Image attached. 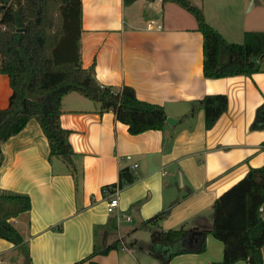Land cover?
Returning a JSON list of instances; mask_svg holds the SVG:
<instances>
[{"label":"crops","instance_id":"obj_1","mask_svg":"<svg viewBox=\"0 0 264 264\" xmlns=\"http://www.w3.org/2000/svg\"><path fill=\"white\" fill-rule=\"evenodd\" d=\"M188 1L229 44H242L247 32H264V0ZM80 4L81 67L94 64L101 86L130 87L137 99L163 107L173 122L130 135L112 112L101 114L97 104L70 93L62 98L60 126L69 133L77 186L65 164L50 157L32 118L1 145L0 192L30 199V210L13 220L28 264H89L92 254L90 261L98 264H162L150 254L152 231L209 230L214 201L250 169L264 167V127L250 128L255 120L264 122V61L249 77L208 79L202 74V35L178 5ZM10 95L8 78L0 74V109ZM207 95L227 98L226 111L209 130L195 104ZM133 166L136 180L119 190L118 208L108 214L102 188L117 182L120 168ZM160 212L157 228H140ZM117 216L130 220L117 222ZM260 216L264 221V205ZM111 245L116 247L100 253ZM261 253L264 264V247ZM222 258V243L207 234L203 253L177 255L168 264H220ZM24 259L19 247L0 239V264H26Z\"/></svg>","mask_w":264,"mask_h":264},{"label":"trees","instance_id":"obj_2","mask_svg":"<svg viewBox=\"0 0 264 264\" xmlns=\"http://www.w3.org/2000/svg\"><path fill=\"white\" fill-rule=\"evenodd\" d=\"M136 0H123L129 5ZM154 2L156 0H145ZM174 3L190 13L202 35V74L208 79L251 76L261 69L264 61V32H247L242 44H229L204 21L200 9L188 0H160ZM75 9L72 50L68 41ZM80 0H0V74L6 75L11 90L8 106L0 109L1 145L17 135L30 119H36L45 136L50 157L65 164L76 186L78 173L68 131L60 126L62 98L77 93L97 104L99 112H112L117 121L127 126L130 135L146 131H161L167 115L163 107L137 99L134 90L101 86L95 78L92 64L87 69L80 65L77 50V31ZM74 54V57H70ZM62 56L65 60H62ZM204 114V127L211 129L227 109L224 95H207L195 103ZM193 108L189 114H193ZM264 127L255 120L251 129ZM136 180L134 172L120 168L118 180L102 188L104 198L114 190H121ZM264 205V167L250 169L236 184L222 193L212 206V226L209 230L162 231L150 234V254L168 264L177 255L201 254L205 250V236L210 234L223 245L220 264H263L264 221L260 208ZM27 195L0 192V239L19 247L26 264L30 262L24 240L13 225V220L30 210ZM160 212L144 221L140 228L156 227L163 219ZM111 245L101 251L106 254ZM169 248L164 255L159 249ZM157 250V251H156ZM93 254L86 261H90ZM78 264V263H76Z\"/></svg>","mask_w":264,"mask_h":264},{"label":"built area","instance_id":"obj_3","mask_svg":"<svg viewBox=\"0 0 264 264\" xmlns=\"http://www.w3.org/2000/svg\"><path fill=\"white\" fill-rule=\"evenodd\" d=\"M151 25H152V23L149 24V26H151ZM131 170L134 172L136 170V166H133L131 168ZM118 192H119V190L116 189L113 192L108 194L106 192V190H103V193L106 194V197H105V199H106V212L108 214L113 213L118 208ZM259 210H261V208ZM116 219H117V222H119L120 220H123V219L126 221L130 220V218L127 216H117Z\"/></svg>","mask_w":264,"mask_h":264},{"label":"rangeland","instance_id":"obj_4","mask_svg":"<svg viewBox=\"0 0 264 264\" xmlns=\"http://www.w3.org/2000/svg\"><path fill=\"white\" fill-rule=\"evenodd\" d=\"M72 26L69 28V32H68V41L70 42V48L72 50L75 49V46H76V42H75V35H74V24H75V16H76V13H75V9L72 10ZM25 261V259H24Z\"/></svg>","mask_w":264,"mask_h":264},{"label":"water","instance_id":"obj_5","mask_svg":"<svg viewBox=\"0 0 264 264\" xmlns=\"http://www.w3.org/2000/svg\"><path fill=\"white\" fill-rule=\"evenodd\" d=\"M172 122H173V120H172L171 118H167V119H166V123H167V124H172Z\"/></svg>","mask_w":264,"mask_h":264}]
</instances>
